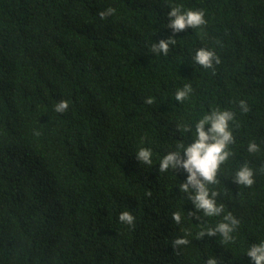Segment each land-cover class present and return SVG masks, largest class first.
Segmentation results:
<instances>
[{"label": "trees", "instance_id": "obj_1", "mask_svg": "<svg viewBox=\"0 0 264 264\" xmlns=\"http://www.w3.org/2000/svg\"><path fill=\"white\" fill-rule=\"evenodd\" d=\"M172 2L205 10L207 22L174 31ZM109 6L116 14L101 19ZM169 38L167 54L153 50ZM201 48L219 62L197 63ZM185 84L191 93L176 100ZM61 99L70 106L56 113ZM216 108L235 113L232 155L211 186L240 220L232 244L195 236L222 217L195 210L180 188L188 173L157 161L194 142L195 121ZM139 146L153 149L152 165ZM246 162L251 187L235 182ZM124 210L134 226L119 221ZM185 228L190 243L178 246ZM261 239L264 0H0V264H252L241 249Z\"/></svg>", "mask_w": 264, "mask_h": 264}, {"label": "clouds", "instance_id": "obj_2", "mask_svg": "<svg viewBox=\"0 0 264 264\" xmlns=\"http://www.w3.org/2000/svg\"><path fill=\"white\" fill-rule=\"evenodd\" d=\"M115 7H107L99 12L101 19L115 15ZM170 19V26L174 31H182L186 27L197 28L204 25L206 21V12L203 9L186 7L183 3L172 2L171 10L167 13ZM175 41L172 38L160 40L152 45L156 52L167 54L169 45ZM195 60L205 68L213 65V62H219L216 53L207 48L197 50ZM190 84H185L175 93L176 100L184 101L191 93ZM155 97L148 96L146 103L151 104ZM242 112L249 111V104L246 99L238 100ZM70 106V100L61 99L54 102L52 110L56 113H64ZM46 112V111H45ZM235 119V113L228 109L216 108L212 112L204 113L195 121L193 131L194 142L187 144H178L176 150L169 151L162 157H158L161 172H166L170 168L182 167L187 173V178L180 185L182 191L189 193L193 202L194 209L202 212L206 217H222L219 222L213 226L210 222L199 225V230L195 236L202 237L205 234L213 236L217 233L223 238L225 244L235 243L238 239L236 233L240 225V220L233 212L226 210L222 203L216 200L217 191L211 186L217 184L218 171L221 165L232 155L230 145L235 142L230 122ZM207 126V127H206ZM180 127L187 131L191 129L192 124L184 123ZM39 136L41 133L36 131ZM260 146L255 141H249L247 151L256 153ZM183 154V155H182ZM153 149L151 147L139 146L136 151V157L145 165H152ZM256 180V170L250 163H243L235 170V182L245 187H251ZM173 219L177 225H181L185 219L183 210H177L172 213ZM118 219L121 223L134 226L136 217L129 210L119 213ZM195 226V225H194ZM184 235L178 237L174 243L183 246L190 243L189 236H192L190 229H183ZM241 251L245 252L251 258L252 264H264V239L258 243L252 244ZM205 264H219L216 257L210 256Z\"/></svg>", "mask_w": 264, "mask_h": 264}]
</instances>
